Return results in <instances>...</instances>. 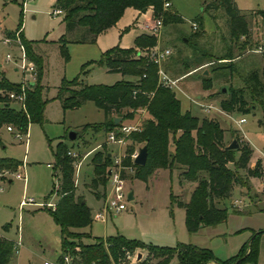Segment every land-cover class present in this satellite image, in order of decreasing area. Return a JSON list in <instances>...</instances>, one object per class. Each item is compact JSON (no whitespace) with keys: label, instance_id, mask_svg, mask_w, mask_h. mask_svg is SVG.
Wrapping results in <instances>:
<instances>
[{"label":"rangeland","instance_id":"1","mask_svg":"<svg viewBox=\"0 0 264 264\" xmlns=\"http://www.w3.org/2000/svg\"><path fill=\"white\" fill-rule=\"evenodd\" d=\"M54 1L0 0V73L9 82L21 81L15 58L19 52L1 39L3 35H11L19 29L22 37L31 41L32 50L40 59V73L37 75L35 66L33 82L37 80L40 97L45 102L42 122L28 124L26 135L22 134L18 138L14 132L6 131L5 126L0 128V157L22 162L16 171L20 174L19 178L14 177V172H3L0 176V237L19 238L21 242L17 247L18 252L12 253L8 264L58 261L59 228L47 210L37 205L54 203L58 198V194L52 191L57 185L59 173L56 171L57 176H52V153L58 143L65 145L67 151L79 153L77 158L65 153L72 164L74 192L81 196L91 217L89 226L70 228L71 232L79 234V241L90 243L103 235L138 239L140 231L151 235L164 232L168 227L175 230L179 240L185 234V226L182 209L176 205L177 202L187 201L197 181L183 179L176 169H156L145 180H141L133 178V167L124 166L125 191L126 194H132L131 199H126L127 208L109 215L105 221L96 218L95 212L101 205L100 198L105 193L106 184L103 188H97V198L89 187L92 177L90 159L94 152L104 150L110 154L112 162L118 146L105 143L106 134L102 130L92 131L90 127L82 129L84 125L103 120L102 111L92 101L63 110L56 98L57 89L63 80L76 79L86 85H110L123 78L118 72L106 71L98 60L101 53L112 46L127 48L132 45L134 36L141 33V28L132 23L135 13L126 7L118 20L97 35L93 43H78L73 41L76 32L66 31L62 14H51ZM165 1L170 2L165 10L175 13L181 20L165 25L159 20L161 26L156 35V46L169 49L170 53L161 60L160 67L169 77L179 78L177 85L188 96L186 98L179 92L175 93L181 110H188L198 118L214 117L211 119L217 121L226 132L224 145L236 138L237 144L248 146L250 155L247 163L252 167L255 163V148H264V118L258 104V99L264 104V80L260 73L264 62V21L255 11L264 10V0H234L237 8L245 12L249 10L246 12L249 38L239 36L237 39L230 38L226 17L220 9H204L208 0ZM146 14V18L139 16L138 21L151 24L150 13ZM192 23L195 28L191 26ZM60 38L65 39L63 46L60 45ZM6 53L12 59L5 60ZM202 70L208 71V74H202ZM244 78L247 80L245 84ZM244 85L249 87V91L256 90L258 95L249 96L246 91H236ZM221 87L225 88L224 93L218 92ZM230 92L238 95L243 93L244 106L248 108L236 111L235 105L231 111H226L220 107L227 115H231V119L215 110L203 111L191 101L199 95V100L219 104L221 99H227ZM147 116L143 110H139L122 123L135 125ZM239 117H243L245 122L235 128L234 133L232 119ZM71 129L80 133L73 141L67 138ZM97 143V149L84 156ZM123 150L124 146H121L120 153ZM238 154V151H234V157ZM75 161L79 162L77 168ZM227 166L232 167L231 164ZM170 195L174 201L172 205ZM27 199L33 202L20 205L21 201ZM234 199L241 200L240 209L232 208ZM217 205L226 209L225 220L218 228L221 235L209 239L204 234L200 243L207 241L213 255L225 260L228 255H234L241 245L248 243L254 232L264 229L262 177L248 178L244 187L233 185L229 196ZM234 229L237 231L233 232ZM248 234L250 236L245 239ZM253 245L256 247V264H264V232L256 235Z\"/></svg>","mask_w":264,"mask_h":264},{"label":"trees","instance_id":"2","mask_svg":"<svg viewBox=\"0 0 264 264\" xmlns=\"http://www.w3.org/2000/svg\"><path fill=\"white\" fill-rule=\"evenodd\" d=\"M164 1L55 0L53 9L61 10L66 31L76 32L73 41L93 43L99 33L118 20L126 7L138 11L148 9L152 22L156 19L161 20L163 25L180 22L178 15L163 8ZM204 9H220L223 12L231 39L239 36L249 38L246 12L237 8L234 0H208ZM255 11L264 21V10ZM19 38L27 58L35 64L39 75L40 59L33 52L31 41L24 39L21 33ZM59 42L63 46L65 39L60 38ZM156 44L155 36L141 32L134 36L130 47L115 45L106 49L98 62L103 63L106 71L118 72L123 78L110 85H86L76 79L63 80L57 89L56 98L63 110L74 109L85 101H92L102 111L103 120L84 125L82 129L90 127L92 131L102 130L105 134L123 124L124 119L132 118L135 112L143 110L148 116L142 118L136 130L125 136L123 155L120 157V175L125 178L122 170L124 166L133 167V178L141 180H145L157 168L176 169L183 179L197 181L187 201L177 202V206L184 211L186 231L193 233L200 227L222 223L226 209L217 203L229 196L233 185L244 187L248 178L260 177L261 171L257 162L252 167L248 166L250 149L246 144H237L235 149H228L223 144L224 129L217 121L198 118L188 110L182 111L174 92L159 85L157 64L148 55ZM260 73L264 80V62ZM246 81L244 78V84ZM248 89L244 85L236 91H246L249 96L258 95L256 90ZM10 92L18 93L19 83L9 82L0 73V128L9 125L14 131L26 134L28 124L42 122L45 102L40 97L38 82L36 80L26 85L22 103L10 100L7 96ZM258 101L264 118V104ZM235 105L238 109L236 111L248 109L244 106L243 93L238 95L230 92L227 99L219 101V106L226 111H231ZM115 117L120 118L116 124L113 123ZM233 140L237 141L236 138ZM141 146L146 149L145 162L136 165L130 155ZM234 151H238L237 157H234ZM65 153V145L58 143L52 153V176L56 177V171L59 172L57 185L52 191L58 194V198L53 208L46 209L43 206L59 228L58 260L68 255L73 264H170L172 258L178 264H256V247L253 243L256 235L264 232V229L254 232L248 243L241 245L233 256L225 260L216 258L209 248L191 243L158 246L122 235L97 237L90 243H82L79 234L71 232L70 228L89 226L91 217L81 196L74 192L72 164ZM110 163L107 151L99 150L91 156L92 177L89 187L96 197L97 188H103L106 184V168ZM20 165L21 161L0 157V176L3 172H15ZM170 203H173L171 195ZM135 249L143 250V255L134 260L127 259L126 253L131 254ZM12 253L13 242L0 237V264H7Z\"/></svg>","mask_w":264,"mask_h":264},{"label":"built area","instance_id":"3","mask_svg":"<svg viewBox=\"0 0 264 264\" xmlns=\"http://www.w3.org/2000/svg\"><path fill=\"white\" fill-rule=\"evenodd\" d=\"M169 6L168 1L163 2V7L166 8ZM61 13V10L59 9H52L51 14L52 15H57ZM160 21L159 19H156L153 21L151 24H145L143 28L145 29V32L148 34H151L156 37V35L159 33V28H160ZM191 26L195 28V24L192 23ZM3 43L8 44L10 46H14L17 51L19 52L18 55L15 57L18 62H16V68L20 71L21 73V81L19 82V92L14 93L10 92L8 93V98L10 100H13L17 103H22L23 98H24V89L26 85L33 83L34 79V73H35V65L34 63L29 60L25 54L24 47L20 41L19 38V29L15 30L11 35H3L1 37ZM170 51L168 48L164 49H159L157 46L152 48L149 51V58L157 64V76H158V83L162 87H166L172 91L178 90V85L177 82L179 78H170L160 67V62L163 58L167 57L169 55ZM5 60H10L12 59V56L9 53H6L4 56ZM26 74V76H24ZM198 105L201 107L203 111H210V110H215L218 112H221V110L216 107L214 104L211 102L207 103H198ZM226 116L231 119L230 115ZM243 117H239L238 119H232L234 124L239 127L241 123L244 122ZM137 129V124L135 125H127V124H121L120 126L116 127L113 130H110L106 133L105 136V143H110V144H116L118 146V152L115 157L112 158L111 165L107 168L108 174H106L107 179H106V190L105 193L103 194L102 200H101V205L99 209L95 212V217L105 221L106 218L111 215V214H116L122 210H125L126 207V199H127V194L125 191V179L120 175V157L123 155V153H120V147L125 145L126 138L125 136L133 130ZM5 130L8 132H14V136L20 138L22 135L21 133H18L12 129L11 126L7 125L5 126ZM255 161L257 162L260 171H261V177L264 182V148L263 149H258L255 148ZM91 151H88L85 153L84 156L89 154ZM136 151H134L130 157L133 159ZM67 155L77 158L79 153L75 151H67ZM110 155V154H109ZM79 165L78 161H75V167ZM14 177L19 178L20 175L17 172H14ZM32 202L31 199H27L23 203H30ZM241 204V200L234 199L232 201V208H239ZM40 206H46L53 208L54 203H42L39 204ZM19 243L17 242L16 244H13V251L16 252L17 245ZM127 259H129L130 254L126 253L125 256ZM42 264H73L71 261V258L68 255H63L57 262L52 263L48 262L46 260H43ZM107 264H113L111 262Z\"/></svg>","mask_w":264,"mask_h":264},{"label":"crops","instance_id":"4","mask_svg":"<svg viewBox=\"0 0 264 264\" xmlns=\"http://www.w3.org/2000/svg\"><path fill=\"white\" fill-rule=\"evenodd\" d=\"M169 2V1H168ZM169 4H170V2H169ZM131 8V7H130ZM132 10H133V12L135 13V17H134V19H133V21H134V24H136V26H138V27H140L141 28V32H145V29L143 28V26L145 25V23L143 22V20H142V22H139L138 21V18H139V16H141V18H143V17H145L146 18V16H147V14L146 13H150V11L148 10V9H145V13H142V11H138V10H136V9H133V8H131ZM241 10V9H240ZM257 10V9H256ZM241 11H243V12H245L244 10H241ZM249 11V10H248ZM248 11H246V12H248ZM145 14V15H144ZM150 15V14H149ZM13 32V31H12ZM104 32V31H103ZM10 33V32H9ZM21 33V32H20ZM102 33V32H101ZM5 34H7V33H5ZM100 34V33H99ZM98 34V35H99ZM97 37V36H96ZM258 48H259V46H258ZM254 53H260V52H254ZM164 71V70H163ZM165 72V71H164ZM192 72H194V71H192ZM191 73V72H190ZM3 74V73H2ZM202 74H204V75H206V74H208V71H206V70H202ZM170 78H173V77H170ZM175 78V77H174ZM179 81V80H178ZM178 90H175V91H173L174 92V94L176 93V92H179V93H181L182 95H184L186 98H188V96L184 93V91L182 90V89H180V87L178 86ZM224 88V87H223ZM225 89V88H224ZM220 90V89H219ZM219 90H218V92H219ZM221 93H224V92H221ZM199 98H200V96L199 95H196V97L195 98H193V99H191V101L193 102V103H195V104H198V103H207V102H211V101H202V100H199ZM212 104H214L216 107H218L220 110H221V112H219V113H221V114H224L225 116H226V113L224 112V111H222V109L220 108V106H219V104H217V103H214V102H211ZM218 112V111H217ZM231 116V115H230ZM211 118H213V119H215L214 117H211ZM244 122H245V120H244ZM242 124V123H241ZM233 125H234V128H233V131H236L235 130V128H238V126H236L235 124H234V122H233ZM240 126V125H239ZM26 135V134H25ZM226 135V132L225 131H223V141L225 140V136ZM97 146H98V143L97 144H95V146L92 148V149H90L89 151H91V153L93 152V151H95L96 149H97ZM171 149V148H170ZM259 149V148H258ZM253 153V152H252ZM254 155H255V153H253ZM108 156H110L109 155V153H108ZM255 161V160H254ZM21 164H22V162H21ZM157 169H163V168H157ZM156 170V169H155ZM167 170V169H166ZM17 171V170H16ZM15 171V172H16ZM168 171H170V170H168ZM18 173V172H17ZM20 175V174H19ZM8 181H10V180H8ZM130 194H131V192H129ZM98 198V197H97ZM131 198H132V194H131ZM32 200V199H31ZM100 200H102V198H100ZM22 202V201H21ZM20 202V205H24V204H27V203H21ZM33 202V201H32ZM171 205L172 204H174V201H173V203H170ZM39 207H43V206H40L39 204H37ZM176 207H178V208H181L182 209V207H179V206H177L176 205ZM239 209H240V207H239ZM182 212H183V216H184V211H183V209H182ZM221 223H219V224H217V225H215V226H203V227H200L199 229H197L195 232H193V233H188L187 231H186V229H185V234H182V236L181 237H179L180 239V241H183L184 242V240H185V237H188L186 240H187V242L186 243H191V244H194V245H196V246H199V247H206V248H209L208 246H207V241H203L204 243H200V239H201V237L203 238V235L205 234L207 237L206 238H209V239H214V238H218V237H220V230H218V228H219V225H220ZM185 226V225H184ZM6 227V226H5ZM4 227V228H5ZM215 227V228H214ZM235 231H237L236 229H234L233 230V232H235ZM187 235V236H186ZM1 236V235H0ZM105 236H110V235H103L102 237H105ZM123 236V235H122ZM250 236V234H248L246 237H244L245 239L247 238V237H249ZM3 237V236H2ZM123 237H126V236H123ZM5 238V237H4ZM126 238H129V237H126ZM133 239H136V238H133ZM244 239V240H245ZM9 240H11L12 242H13V244H16L17 242L19 243L18 245H17V247L18 246H20L21 245V242H20V239L18 238L17 240H13V239H9ZM138 240H141L142 242H144V243H147V244H152V245H158V246H173V245H175L176 243H178V239H177V237H176V232H175V230H173L172 228H167V230L166 231H164V232H161V233H153V234H151V235H149V234H146V233H144V232H142V231H140L139 232V238H138ZM243 240V241H244ZM185 243V242H184ZM237 246V245H236ZM16 252H18L17 251V248H16ZM143 255V250H140V249H135L131 254H130V257H129V259L130 260H134L135 258H139L140 256H142ZM233 256V255H232ZM229 257H231V256H227L226 258H229ZM8 263H9V261H8ZM7 263V264H8ZM170 264H178L177 262H176V260L174 259V258H172L171 259V261H170Z\"/></svg>","mask_w":264,"mask_h":264},{"label":"water","instance_id":"5","mask_svg":"<svg viewBox=\"0 0 264 264\" xmlns=\"http://www.w3.org/2000/svg\"><path fill=\"white\" fill-rule=\"evenodd\" d=\"M144 10L145 9H143L142 12H144ZM219 91L225 92V89L223 87H221ZM119 119L120 118H118V117L113 118V123L116 124V122L119 121ZM79 135H80L79 132L71 129V130H69V132L67 134V138H68V140L73 141V140L77 139L79 137ZM226 147L228 149H235L237 147V143L235 140H232L230 142V144H228ZM145 158H146V149H145V146H141L137 149L132 161L136 165H143L145 162ZM107 174H108V172H107ZM127 199H131L130 193L127 194Z\"/></svg>","mask_w":264,"mask_h":264}]
</instances>
